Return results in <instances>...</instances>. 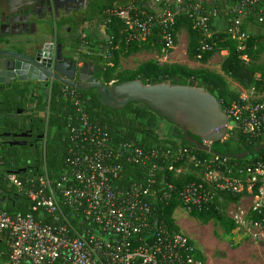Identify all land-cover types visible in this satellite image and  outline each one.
<instances>
[{
	"label": "built area",
	"instance_id": "built-area-1",
	"mask_svg": "<svg viewBox=\"0 0 264 264\" xmlns=\"http://www.w3.org/2000/svg\"><path fill=\"white\" fill-rule=\"evenodd\" d=\"M180 12L201 32V52L214 49L215 43L207 40L218 33L238 41L240 50L257 35L264 48V32L250 29L255 25L264 30V0H129L115 16L126 23V41H146L159 28V54L169 57L177 46L172 28ZM224 112L228 131L258 135L264 130L263 96H241ZM80 114L65 129L74 147L58 176L49 175L44 160L42 172L34 176L7 174L35 214L0 209V264H204L195 242L175 219L178 229L155 219L154 205L177 197V207L189 215L208 209L219 192L244 193L241 199L249 201L248 209L232 220L254 242L264 241V160L239 166L217 157L202 159L179 146L172 151L179 165L169 170L194 180L176 187L163 179L157 184L150 174L143 182L122 185L115 180L125 163L165 158L170 151L145 153ZM156 168L153 163L151 169Z\"/></svg>",
	"mask_w": 264,
	"mask_h": 264
},
{
	"label": "trees",
	"instance_id": "trees-1",
	"mask_svg": "<svg viewBox=\"0 0 264 264\" xmlns=\"http://www.w3.org/2000/svg\"><path fill=\"white\" fill-rule=\"evenodd\" d=\"M88 1L86 14L80 23H96L103 31V37L99 39L94 35H87L73 40L72 44L78 47L91 42L100 44V49L86 53L84 56L93 62L96 67L95 75L103 84L110 85L136 78L141 79L143 83L169 82L193 85L192 83L195 82L197 86H204L207 91L215 95L224 111L238 101V93L227 87L222 75L204 66L192 68L178 62H164L158 65L156 62L148 60L138 65L134 70L121 69L120 60L122 58L145 52L160 53V29L155 28L152 36L146 41L139 43L126 41V23L115 16V10L125 9L129 0ZM69 21H72V18L64 17L57 23L61 25ZM73 23L76 24L77 21H73ZM182 33H185L187 37L186 56L189 61L204 65L215 54L226 51L227 54L221 64L224 73L245 87L252 83L257 94L260 96L264 94V74L256 76L253 67L249 65L264 55V48L257 43V35H251L245 48L240 50L238 41L228 38L225 33H218L211 40H207L215 43L214 49L201 52L200 47L203 40L201 32L185 13L180 12L176 16L172 28L175 44H178V36ZM242 55L247 57V61L241 58ZM26 92L27 88L19 83L0 87V112H13L14 106H20L18 98H24ZM41 105L48 106L49 114L46 118H21L19 120L8 118L0 121V136H3L5 132L31 129L35 134L43 136L44 141L40 147L27 150V148L12 147L0 140V195L10 197L5 203L0 202V209L2 208L8 213L35 214L25 195L19 193L18 189L9 183L7 174H17L21 179L34 176L42 172L41 165L44 160L49 175L58 176L65 167L66 159L74 147L69 138L65 136V129L70 121L73 123L78 121L81 111L87 115L90 121L104 128L117 141L134 142L145 153L154 148L162 149L165 152L170 151L165 158L157 156L150 160L125 163L118 179L115 180L118 184L129 185L143 182L150 174L155 178L157 184L163 179L167 184H173L176 187L194 180V176L175 175L174 170H169V166L177 167L179 165L172 154V151L179 146L188 147L202 159L217 157L239 166L264 160V148L253 152L254 148L264 145V130L258 135L228 131L225 139L211 143L210 147L213 152H205L185 142L182 136L179 139L161 137L156 130L157 120L160 117L139 103H128L122 109L103 106L95 89L76 90L66 88L60 83H54L49 100L40 101L39 106ZM175 128L181 135L180 129ZM248 150L250 154L244 158L233 156V154ZM226 154L231 155L226 157ZM153 163L158 164L159 168L151 169ZM218 194L219 196L214 198L208 209L192 210L189 216L202 223L216 221L225 231H230L234 227V223L226 214L227 203H237L244 193L219 192ZM179 205L180 201L177 197H172L167 202L156 201L154 205L155 219L164 220L171 228L178 229L174 224L173 212ZM200 258L202 259V257Z\"/></svg>",
	"mask_w": 264,
	"mask_h": 264
},
{
	"label": "water",
	"instance_id": "water-1",
	"mask_svg": "<svg viewBox=\"0 0 264 264\" xmlns=\"http://www.w3.org/2000/svg\"><path fill=\"white\" fill-rule=\"evenodd\" d=\"M25 1H31V4L37 3L36 0H0V16L3 12L5 14L2 16L19 13L13 8L16 5L21 7ZM84 3L86 6L89 5L88 0H84ZM0 23L5 24L6 20L0 18ZM30 44L32 45L31 42H26L27 46ZM43 64L44 61L41 63L37 58L25 53L0 49L1 76L7 74L18 81L25 80L26 76L29 80H47L48 77H52L66 88L95 89L100 103L113 109H122L131 102L139 103L180 129L183 140L201 151L213 152L209 145L202 143L203 140L212 143L227 136L228 116L215 95L207 91L204 86L169 82L143 83L139 78L105 85L98 80L92 64H89L92 67L87 75L82 73L83 68H76V61L71 59L68 62L50 59L48 64L50 67L53 64L52 71ZM44 74L47 77H44ZM262 148L264 145L254 148L253 152H258ZM249 154L248 150L233 156L244 158ZM229 155L231 154L225 156Z\"/></svg>",
	"mask_w": 264,
	"mask_h": 264
},
{
	"label": "rangeland",
	"instance_id": "rangeland-1",
	"mask_svg": "<svg viewBox=\"0 0 264 264\" xmlns=\"http://www.w3.org/2000/svg\"><path fill=\"white\" fill-rule=\"evenodd\" d=\"M86 14V13H85ZM80 12H73L71 16L77 21L76 24L68 23L65 24L61 31L58 32L60 41L66 47H68V54L75 59H79V62L87 61L93 63L90 59L86 58L84 55L86 53H91L94 50L101 48L100 44H95L94 42L85 43L81 46L73 45V40L85 37L87 35H94L101 39L103 37V31L100 29L96 23H80L82 18L85 16ZM41 38H32L31 43L40 42ZM17 42L21 40L19 37L16 39ZM187 43V37L185 33L178 36V44L169 55V57H164L163 55L156 53H140L131 55L127 58H122L120 60V68L126 70H134L141 63L151 60L156 62L158 65L164 62H178L190 65L192 68H200L202 66L207 67L213 72H216L224 78L227 86L230 85V90L238 93L239 97L246 96L251 98H256L260 96L254 91L253 84L250 83L246 87L239 84L229 75L225 74L221 68V64L225 58V54L222 52L215 54L210 59L206 61L204 65L199 62L189 61L185 55V48ZM27 47V45H26ZM245 55H242L243 58ZM255 71V75L264 74V55L256 62L249 63ZM236 83V84H235ZM193 85L197 83L193 82ZM261 96L264 97V94ZM162 119V118H160ZM162 126H157L158 134L161 137L169 139H179L180 133L176 131L174 125L168 123L165 119H162ZM175 129V130H174ZM44 141L40 142L39 147ZM31 150V149H30ZM249 201L245 198L240 199L237 203H227L226 214L229 219L232 220L236 214H241L248 209ZM173 217L175 221L180 224L181 232L187 235L190 239L195 242L197 248L202 249L203 245H214L216 249H220V256L224 258L225 261H235L238 260L239 264H264V241L254 242L250 235L245 233L244 230L234 224V227L230 231H225L222 226H220L216 221H209L207 223H202L198 219L193 218L186 214L181 207H177L173 212ZM233 221V220H232ZM234 223V222H233ZM214 241V242H213ZM215 243L217 245H215ZM202 245V246H201ZM210 247V246H209ZM217 256V255H216Z\"/></svg>",
	"mask_w": 264,
	"mask_h": 264
},
{
	"label": "flooded vegetation",
	"instance_id": "flooded-vegetation-1",
	"mask_svg": "<svg viewBox=\"0 0 264 264\" xmlns=\"http://www.w3.org/2000/svg\"><path fill=\"white\" fill-rule=\"evenodd\" d=\"M37 3L31 4V1H25L24 5L18 7L17 5L13 9H17L19 13L13 16H2L0 18L6 20L8 24H1L0 28V49H10L25 53L32 58H37L39 62L44 61V66L51 71L54 70L53 64L49 66V61L68 62L76 61V68H83L82 73L87 75L90 68L89 64L93 65V69L96 71V67L93 63L82 61L68 54V47L64 46L60 41L58 32L65 24L73 23L76 21L71 14L73 12H80L85 14L87 7L84 0H36ZM10 10V9H7ZM12 10V8H11ZM72 18V21L58 25L57 21L61 18ZM74 24V23H73ZM13 25V26H11ZM21 38L17 42L16 39ZM41 38L40 42H35L26 47V42H31L32 38ZM44 77H47L44 74ZM0 87L4 85H11L13 83H19L27 88V92L24 98L20 101V106H14L13 112H0V121L5 119L21 118H46L49 114L48 106H39L40 101L46 102L49 100L51 88L54 83H60L48 77L47 80H29L18 81L11 78L7 74L1 76ZM11 79V80H10ZM10 80V81H9ZM175 127V126H174ZM176 129V128H175ZM174 129V130H175ZM0 140L8 143L12 147L36 149L39 147L40 142L43 141V136L35 134L31 129L17 132H5L3 136H0ZM9 196L0 195V202L5 203L9 200Z\"/></svg>",
	"mask_w": 264,
	"mask_h": 264
},
{
	"label": "crops",
	"instance_id": "crops-1",
	"mask_svg": "<svg viewBox=\"0 0 264 264\" xmlns=\"http://www.w3.org/2000/svg\"><path fill=\"white\" fill-rule=\"evenodd\" d=\"M250 29L253 32H264V30H260L259 27L255 26V25H252L250 27ZM185 55H186V48H185ZM188 66H190V65H188ZM227 87L230 88L229 83H228ZM158 125L159 126L163 125L162 119H158L157 120V126ZM215 245H217V244L215 243ZM209 246L203 245L202 249L198 248V254H199L200 257H202V259L204 261V264H227V261H225L224 258L219 255L220 254V251H219L220 249L219 250L216 249L217 247H215L214 245H212V246L209 245ZM228 263L229 264H239L238 260H235V261L233 260V261H230Z\"/></svg>",
	"mask_w": 264,
	"mask_h": 264
}]
</instances>
